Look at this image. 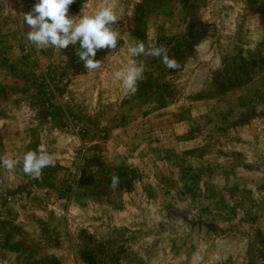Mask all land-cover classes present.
Returning <instances> with one entry per match:
<instances>
[{
    "label": "rangeland",
    "instance_id": "obj_1",
    "mask_svg": "<svg viewBox=\"0 0 264 264\" xmlns=\"http://www.w3.org/2000/svg\"><path fill=\"white\" fill-rule=\"evenodd\" d=\"M34 0H0V237L12 264H264V0H74L110 5L114 48H38ZM134 94L114 74L128 47ZM44 145L39 179L22 157ZM119 183L112 185V177ZM13 259V258H11Z\"/></svg>",
    "mask_w": 264,
    "mask_h": 264
},
{
    "label": "clouds",
    "instance_id": "obj_2",
    "mask_svg": "<svg viewBox=\"0 0 264 264\" xmlns=\"http://www.w3.org/2000/svg\"><path fill=\"white\" fill-rule=\"evenodd\" d=\"M74 0H34L30 11L23 16L24 23L29 27L25 38L36 47L52 46L64 49L78 44L76 53L85 69L95 70L99 68L98 59H94L96 51L103 48H114L117 41V33L112 30L122 17L119 16L110 5L99 7L91 15H70L69 5ZM160 57L162 63L171 70L178 67L173 59H170L160 47L146 48L143 43L131 44L128 47L126 66L114 74V79L120 82L126 95L134 94L137 82L142 78L143 68L138 66L135 58L139 56ZM0 165L11 170L14 161L10 158L0 157ZM54 160L44 145H39L35 151H27L22 157V170L25 174L36 179L41 176V170L53 166ZM113 186L119 183L118 177H112Z\"/></svg>",
    "mask_w": 264,
    "mask_h": 264
},
{
    "label": "crops",
    "instance_id": "obj_3",
    "mask_svg": "<svg viewBox=\"0 0 264 264\" xmlns=\"http://www.w3.org/2000/svg\"><path fill=\"white\" fill-rule=\"evenodd\" d=\"M7 239L0 237V264H12L14 259L20 257L19 253L7 254ZM13 258V259H11ZM18 264V263H14Z\"/></svg>",
    "mask_w": 264,
    "mask_h": 264
}]
</instances>
